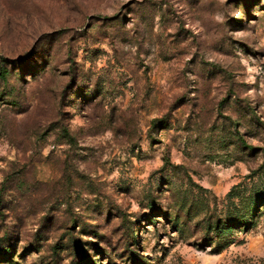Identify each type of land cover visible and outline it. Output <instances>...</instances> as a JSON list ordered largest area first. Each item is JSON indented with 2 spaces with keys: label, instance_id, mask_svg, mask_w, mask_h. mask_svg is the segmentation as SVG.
Masks as SVG:
<instances>
[{
  "label": "rangeland",
  "instance_id": "obj_1",
  "mask_svg": "<svg viewBox=\"0 0 264 264\" xmlns=\"http://www.w3.org/2000/svg\"><path fill=\"white\" fill-rule=\"evenodd\" d=\"M0 264H264V0H0Z\"/></svg>",
  "mask_w": 264,
  "mask_h": 264
},
{
  "label": "trees",
  "instance_id": "obj_2",
  "mask_svg": "<svg viewBox=\"0 0 264 264\" xmlns=\"http://www.w3.org/2000/svg\"><path fill=\"white\" fill-rule=\"evenodd\" d=\"M244 218L242 217V220H243ZM214 228L216 229V230H220V226L218 225V224H216L215 226H214Z\"/></svg>",
  "mask_w": 264,
  "mask_h": 264
}]
</instances>
